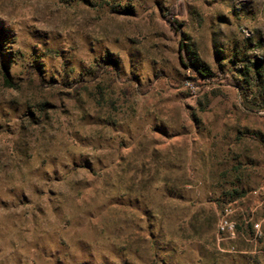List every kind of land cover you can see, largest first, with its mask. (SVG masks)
<instances>
[{
  "label": "rangeland",
  "instance_id": "obj_1",
  "mask_svg": "<svg viewBox=\"0 0 264 264\" xmlns=\"http://www.w3.org/2000/svg\"><path fill=\"white\" fill-rule=\"evenodd\" d=\"M0 264H264V0H0Z\"/></svg>",
  "mask_w": 264,
  "mask_h": 264
},
{
  "label": "trees",
  "instance_id": "obj_2",
  "mask_svg": "<svg viewBox=\"0 0 264 264\" xmlns=\"http://www.w3.org/2000/svg\"><path fill=\"white\" fill-rule=\"evenodd\" d=\"M5 83L9 86V85H15L14 82L12 81V79L7 76L5 79Z\"/></svg>",
  "mask_w": 264,
  "mask_h": 264
},
{
  "label": "built area",
  "instance_id": "obj_3",
  "mask_svg": "<svg viewBox=\"0 0 264 264\" xmlns=\"http://www.w3.org/2000/svg\"><path fill=\"white\" fill-rule=\"evenodd\" d=\"M226 225L229 226V227H232V225L231 224H228L227 222H226Z\"/></svg>",
  "mask_w": 264,
  "mask_h": 264
}]
</instances>
